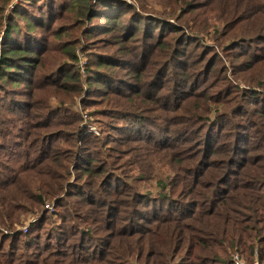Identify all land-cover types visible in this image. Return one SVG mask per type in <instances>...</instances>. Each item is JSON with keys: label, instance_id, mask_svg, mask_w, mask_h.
Listing matches in <instances>:
<instances>
[{"label": "rangeland", "instance_id": "obj_1", "mask_svg": "<svg viewBox=\"0 0 264 264\" xmlns=\"http://www.w3.org/2000/svg\"><path fill=\"white\" fill-rule=\"evenodd\" d=\"M87 1L91 2V10L84 15L86 2L76 5L73 0H0V189L14 180L32 182L34 188L39 185L32 177L28 181L15 164L22 160L19 153L25 149L15 148L14 144L26 138L28 133L23 136L28 128L21 120L14 124L10 120L21 118L23 112L26 116L28 110L31 139L46 147L48 154L55 157L61 153L65 157L61 162L68 169L62 173L61 184L71 186L68 196L64 191L53 198L43 197L45 204L37 213H19L24 226L14 230L0 227V242L2 236H10L13 231L29 234L25 229L48 212L47 229L30 252L34 256L48 247H62L57 244L58 240L63 243L58 228L64 223L54 215L56 202L71 200L67 210L68 205L73 207L77 200L73 194L92 182L88 176H100L107 184L104 195L96 199L109 204L104 212L129 210V218L133 208L144 214L155 205L175 208L177 205L171 204L179 201L183 205H178V210H183L185 204L195 202L190 201L196 200L190 193L173 195L185 184L198 191L197 184L191 189L193 182L182 180L189 178V172L192 178L194 172H203L197 165L202 163L204 151H208L206 166L212 168L216 160H225L224 169H220L225 174L230 156L212 155L213 150L237 148L240 163L259 156L254 148L262 135L239 130L238 125L248 128L259 124L264 110V78L260 71L264 32L257 31L255 34L260 35L253 41L241 39L264 23V0ZM105 1H110V6L101 5ZM139 19L145 23L141 30L133 31L134 21ZM151 20L156 23L147 25ZM112 22L115 31H111ZM202 23L208 27L204 34L196 31ZM159 24L167 30L175 28L181 37L176 38L180 34L170 31L159 36ZM13 25L16 31L7 38ZM134 32H138L136 36ZM216 32L223 38L234 35L238 39L226 48L220 47L213 39ZM162 38L164 45L158 47ZM18 48L26 49L24 56L9 53ZM10 62L14 67L10 70L12 76H7L10 73L5 72V66ZM102 81L115 89L104 91ZM228 119L232 123L219 140L204 136L203 126L208 130ZM56 134L57 141L49 144ZM88 140L92 145H87ZM263 155L264 151L258 158ZM228 180L232 186L243 185L238 176ZM257 186L263 193L264 183ZM227 191L219 185L211 189L212 193ZM94 192L87 188L81 197ZM148 204L149 208L144 207ZM84 210L86 206L77 210L80 217L74 222H80L79 218L88 220L86 215L81 216ZM123 224L118 225L125 227ZM67 225L86 226L70 220ZM104 243L98 236L92 239V247L97 250ZM7 248L10 250L8 244Z\"/></svg>", "mask_w": 264, "mask_h": 264}, {"label": "trees", "instance_id": "obj_2", "mask_svg": "<svg viewBox=\"0 0 264 264\" xmlns=\"http://www.w3.org/2000/svg\"><path fill=\"white\" fill-rule=\"evenodd\" d=\"M73 1L76 5L79 3L83 5V2H86V7L83 6L85 9L84 15L91 10V2L87 0H83V2ZM109 2L100 3L103 6H110L108 5ZM261 20L263 21V19ZM138 21H134L133 31L141 30L145 23L141 19ZM114 23H111V31H115ZM152 23H156V21L151 20L147 25ZM159 25L162 28L158 33L159 36L166 31H170L174 35L180 34L173 27L167 30L163 28L162 24ZM207 28L202 23L199 28H196V31L204 34ZM15 29L16 26L13 25L8 30L7 38L15 33ZM257 31L264 32V23L255 30L249 31V34L241 39L245 41L258 39L260 33L255 34ZM134 33L133 36H136L138 32ZM154 35L155 33L151 34V36ZM180 37L181 34L176 38ZM164 39L162 38L158 42V47L164 45ZM166 39L169 40V38ZM213 39L220 47L225 46L226 48L230 42H234L238 38L234 35L233 38H223L222 34L216 32ZM9 53L13 56H24L26 49L18 48L16 51H10ZM9 64L5 66L6 73H10V70L14 67L11 62ZM102 64L103 67L106 66L105 61H102ZM108 65V67L112 66V64ZM98 67L100 68L99 65ZM260 71L263 74L261 79H263L264 63H262ZM7 76H12V73ZM96 84L99 86L98 82ZM100 85L102 86L101 89L106 87L104 91L107 92L115 89L107 81L100 82ZM116 96L119 103L120 93L117 92ZM254 97L252 99H255ZM14 107L17 111L23 112V109ZM28 111L25 112L26 116L23 112L20 115L21 118L10 120L11 124L16 121L20 123L21 120L28 128L23 136L25 137L28 133L26 138H19L14 144L15 148L25 149V152L22 149L23 153H19L23 156L22 160L17 161L15 164L18 166L19 173H24L28 181L32 177L34 180L39 181V185L35 184L37 187L34 188L32 182L22 184L20 181L14 180L7 187L0 189V227L12 230L23 225L21 219L18 218L19 213H37V210L40 211L45 204L43 197L53 198L64 191L68 196L71 188V186L65 187L61 184L62 173L68 169L61 162L65 157L61 156V153H58L55 157L48 154L45 151L46 147L35 144L31 139L33 134L31 135L29 132L33 130L30 121H26V118H29ZM203 113L208 112L203 111ZM118 116L120 117V114ZM260 119L259 124H251L248 128L238 125L239 130L244 129L248 133L254 130V132L258 131V135H262L261 140L256 143L254 148L259 156L264 151V110L260 112ZM231 123L232 119H228L210 127L208 130H206V126H203L202 131L205 133L204 136L207 135L211 140H219ZM192 128L193 126H190V129ZM56 136L58 134L53 135V139ZM56 141L57 139L52 140L49 144H54ZM92 143L88 140L87 145H92ZM239 152L234 147L227 152L222 149L213 150L212 155L225 154L230 156L229 168L227 174H225L223 170H220L224 169L221 167H224L225 160H216L212 164V168L206 166L208 151H204L202 163L197 165V167H202L201 171L203 172H194V178L190 177L189 172V178L182 180L187 181L189 179L192 181L191 189L197 184L198 191L190 190L189 185L185 184L179 193L173 195V197H177V194L186 195L190 193L194 195L196 200L190 201L195 202L189 203L191 205L185 204L183 210H178V205L183 204H178L179 201H176L171 204L177 205L175 208L170 205L169 208H165L164 205H155L150 212L144 214H141L140 209L133 208L129 218H127L129 210L120 211L114 208L113 211L117 212L105 213L103 208H109V204L104 201L98 203L96 199L104 195L103 188L107 187V184L103 178H99L100 176H88L92 178L93 183H86V187L82 192L73 194V197L77 199L74 200L73 207L68 205L67 210L66 204L71 200H68L67 203L62 200L56 202L57 210H55L56 214L54 215L64 223L58 228L63 243L58 240L57 244L62 247L57 250L48 247L35 256L30 254L38 238H42L41 232L47 229L46 222L49 214L47 212L30 229L28 228L29 234H24L22 230H19L17 233L13 231L10 236L1 237L0 264H120V262L128 264H174L176 260H180V262L175 264H234L232 255L235 253L240 254L250 264H253L256 258L260 264H264V192L261 193L257 186L258 183L259 185L264 183V155L260 158L258 156L255 160L250 158L248 162L240 163L237 160ZM77 158L78 156H76ZM25 163H28V167L25 166ZM41 165H44L45 168L40 170ZM52 166L60 168V171L52 170ZM14 169L16 171V168ZM95 174L99 175L101 173L96 172ZM233 176H238L243 181V185L232 186L228 178ZM218 185L227 187L228 191L225 193H212L211 189L216 188ZM87 188L92 191L95 190V192L81 197ZM107 194L113 198L115 197L113 193ZM86 197H88L87 200H81ZM84 206L87 207V210H84L85 214L81 216L86 215L88 220L79 218L80 222H74V218L80 217L77 215V210ZM149 206V204L144 205L147 208ZM243 211H246L248 215ZM135 217H140V219L136 221ZM69 220L73 223H83L86 226L81 228L68 227L67 222ZM138 221L144 223L139 224ZM119 223H125L123 224L125 227L118 225ZM95 236H98L101 242H105L104 247L100 250L92 247V239ZM7 244L10 250L7 248Z\"/></svg>", "mask_w": 264, "mask_h": 264}, {"label": "built area", "instance_id": "obj_3", "mask_svg": "<svg viewBox=\"0 0 264 264\" xmlns=\"http://www.w3.org/2000/svg\"><path fill=\"white\" fill-rule=\"evenodd\" d=\"M27 229L28 228H26L25 230L27 231ZM232 260L234 264H250L238 253L232 255ZM253 264H260L257 258L254 260Z\"/></svg>", "mask_w": 264, "mask_h": 264}]
</instances>
